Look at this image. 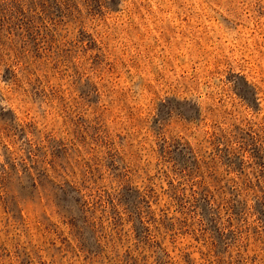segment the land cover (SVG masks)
I'll list each match as a JSON object with an SVG mask.
<instances>
[{"label":"rangeland","instance_id":"1","mask_svg":"<svg viewBox=\"0 0 264 264\" xmlns=\"http://www.w3.org/2000/svg\"><path fill=\"white\" fill-rule=\"evenodd\" d=\"M0 264H264V0H0Z\"/></svg>","mask_w":264,"mask_h":264}]
</instances>
